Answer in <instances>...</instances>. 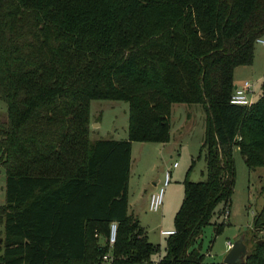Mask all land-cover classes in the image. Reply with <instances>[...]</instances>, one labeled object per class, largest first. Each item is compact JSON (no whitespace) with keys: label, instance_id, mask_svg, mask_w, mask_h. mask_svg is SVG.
Instances as JSON below:
<instances>
[{"label":"trees","instance_id":"trees-1","mask_svg":"<svg viewBox=\"0 0 264 264\" xmlns=\"http://www.w3.org/2000/svg\"><path fill=\"white\" fill-rule=\"evenodd\" d=\"M263 34L264 0H0V264L149 260L158 245L128 209L131 143L168 140L173 102L206 108V178L185 176L156 264H200L203 227L219 202L228 213L234 146L264 166V73L257 99L230 102ZM92 98L128 102L127 138L90 139ZM248 227L244 259L219 264H264V202Z\"/></svg>","mask_w":264,"mask_h":264},{"label":"rangeland","instance_id":"rangeland-1","mask_svg":"<svg viewBox=\"0 0 264 264\" xmlns=\"http://www.w3.org/2000/svg\"><path fill=\"white\" fill-rule=\"evenodd\" d=\"M264 38V34L262 35ZM242 65H245L244 67ZM236 67L234 81L241 77L242 82L248 79L254 82L253 99L261 93V81L264 73V45L255 41L254 58L251 64ZM243 67L244 70L239 69ZM239 82V83H240ZM206 108L202 103L173 102L170 110V129L168 140L162 142L134 140L131 152V168L127 181V196L131 203L137 201L134 211L139 216L148 239L158 245L151 253V261L143 264H154L159 253L165 251L166 235H160V228L172 225L173 216L178 209L184 192L185 176L190 180L206 178V161L204 148V123ZM0 119L7 120V105L0 97ZM128 102L123 99L92 98L89 104V137L127 138ZM235 161V184L228 205V216H216L223 203L219 202L210 223L203 227L202 251L205 256L200 264H219L228 251L227 239L234 241L238 236L248 235L249 222L253 213L263 202L261 185L264 179V166L249 168L237 145L233 148ZM177 165L173 166V162ZM166 169L170 172L169 182L163 193V201L158 211H150L144 204V193L156 190L162 184ZM158 180V181H157ZM157 181L156 183H153ZM5 200V174L0 171V203ZM162 217V218H161ZM224 220L226 224L215 236V220ZM0 224V237L3 233ZM215 236V237H214ZM246 243L249 245L247 239ZM247 245V247H248Z\"/></svg>","mask_w":264,"mask_h":264},{"label":"built area","instance_id":"built-area-1","mask_svg":"<svg viewBox=\"0 0 264 264\" xmlns=\"http://www.w3.org/2000/svg\"><path fill=\"white\" fill-rule=\"evenodd\" d=\"M257 41L261 42L264 44V38L258 37L256 39ZM253 93H254V82L250 81L248 79H244L242 82L235 84L233 91L230 95V102L235 103V104H251L254 99H253ZM177 165V161L173 162V166ZM170 172L168 169H166L165 174H164V179L162 184L158 187V189L153 190L148 198V209L151 211H157L159 210L162 201H163V193H164V188L166 184L168 183L170 177ZM228 216V213L225 214V217ZM116 230H117V222L116 221H111L109 223L108 227V242L109 244H112L115 240L116 236ZM160 232L162 234H170L174 232V229H161ZM232 240L227 239L225 241V247L226 249H229L232 246ZM110 258L108 252L103 254L102 259L104 261H108Z\"/></svg>","mask_w":264,"mask_h":264},{"label":"water","instance_id":"water-1","mask_svg":"<svg viewBox=\"0 0 264 264\" xmlns=\"http://www.w3.org/2000/svg\"><path fill=\"white\" fill-rule=\"evenodd\" d=\"M244 240L245 236H238L234 239L232 246L223 258L224 263H239L244 259L247 253V245Z\"/></svg>","mask_w":264,"mask_h":264},{"label":"crops","instance_id":"crops-1","mask_svg":"<svg viewBox=\"0 0 264 264\" xmlns=\"http://www.w3.org/2000/svg\"><path fill=\"white\" fill-rule=\"evenodd\" d=\"M261 37H262V36H261ZM262 38H263V37H262ZM262 44H263V43H262ZM263 45H264V44H263ZM238 66H241V65H238ZM238 66H236V67H238ZM242 66L244 67L245 65H242ZM236 67L234 68V71H233V77H235ZM243 67H241V68L239 69V71H240V70H244ZM241 79H242L241 77L237 78V82H235V84L239 83V82L241 81ZM133 142H135V141H132V143H131V152H132ZM162 143H163V142H162ZM130 164H131V158H130ZM130 168H131V166H130ZM157 181H158V180H157ZM157 181H154L153 183H156ZM168 182H169V181H168ZM152 191H153V190L144 193V196H143L142 199H141V200H143L144 204L147 206V209H148V198H149V195H150V193H151ZM137 204H138L137 201L132 202V203H131L130 200L128 201V209H129L130 211L134 212V213L138 216V214L134 211V209H135L134 207H137V206H136ZM148 210H149V209H148ZM150 211H151V210H150ZM157 211H158V210H157ZM138 218H139V216H138ZM161 218H162V217H161ZM161 229H173V223H172L171 226L166 227V228H160V230H161ZM160 230H159V234H160V235H166V234H162V233L160 232ZM163 253H164V252H163ZM163 253H162V254H163ZM162 254L159 253L157 259H155V260H158ZM148 261H151V256H150V259H149V260L142 261V262H137V263H133V264H143V263L148 262ZM156 262H157V261H155L154 264H156Z\"/></svg>","mask_w":264,"mask_h":264}]
</instances>
